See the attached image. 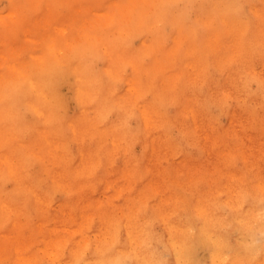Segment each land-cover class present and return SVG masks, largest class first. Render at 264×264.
Here are the masks:
<instances>
[{"label":"rangeland","instance_id":"obj_1","mask_svg":"<svg viewBox=\"0 0 264 264\" xmlns=\"http://www.w3.org/2000/svg\"><path fill=\"white\" fill-rule=\"evenodd\" d=\"M115 1L0 0V40H2L0 52L3 49H12L18 58L21 57L28 64L41 62L42 60L35 56L43 54L42 47L34 46L28 40L29 37L31 39L37 37L41 40L51 37L53 34L50 35L46 28L55 25L53 19H62L59 29L64 30L63 33L70 34L66 41V49L69 52L72 48L71 44L85 42L83 29L87 26L93 27L95 21L106 20L105 11L115 17L117 14L121 15L125 24H130L138 15L156 16L158 7L161 6L159 25L162 43L159 46L163 56L159 67L164 66L172 77L162 78L170 93L165 94L160 91L163 94L157 100L159 105L153 110L151 120L155 121V126L157 115L161 118L154 133L161 134L163 139L166 138L167 146L165 144L148 146L138 139L129 150H126V156L131 161L127 173L132 182L123 177L122 164L126 156L114 152L111 155L112 161H109L105 156L107 147H104L96 163L91 165L89 161L90 167L82 170V173L77 172L81 173L80 175L70 169L68 182L64 179L59 184H52L47 173L41 174V161L37 152L39 149L30 151L27 148V152L22 153L29 160L27 168L29 176L44 193L48 203L51 218L48 229H52L48 233L55 234L57 238L73 239L81 236L80 233L74 234L75 229L85 228V241L104 237L107 233L108 236L120 235L122 240L128 242L123 227V210L112 209L104 203L108 200L110 192L117 196L119 195L117 191H120L122 204L128 197V201L136 205L138 213L140 211V223L146 227L150 217L158 215L155 205L161 206L165 213L180 212L185 210L187 207L185 203L197 190H200L205 197L213 198L227 191L226 188H233V183L238 188L246 183L255 186L264 183V18H257L255 10L257 7H262L261 1L117 0L119 4ZM163 9L165 13L162 12ZM223 19L226 21L223 22ZM174 20L178 21L181 40L190 57L187 60L189 65L181 67L180 71L176 70L185 61L184 54L167 50L173 46L177 28ZM6 27H11L12 29H9L11 31L6 32ZM70 27L79 28L72 31ZM105 28L102 27L99 32H103ZM257 30L259 32L256 36L254 32ZM127 32L129 34L130 30ZM126 41H129L130 47L134 50L141 47L143 38L137 32H132ZM154 56L157 55L151 52L144 54L141 57L142 65L149 66ZM218 58L220 59L217 61ZM246 63L253 64V70L249 71L245 66ZM96 66L99 69L104 68V62L97 60ZM13 68L14 64L7 68L0 57V82L7 77L8 69ZM229 70L233 73L227 78L226 71ZM130 72L131 68L125 66V75ZM160 72H153L157 81H160ZM201 75L206 80L201 78ZM64 76L57 92L61 104V116L67 121L78 114L79 104L74 95V85H71L74 81L73 75L65 73ZM208 82H213L214 88L220 89L219 92L212 93V86L210 88ZM227 89L233 93L228 94ZM127 90V79L123 77L118 83V92L123 94ZM133 93L134 91L131 90V94ZM184 95L190 97L186 103H182L181 98ZM147 96L154 99L152 92H147ZM188 102L194 104V113L190 107L188 108ZM185 104L187 106L183 111ZM20 112L23 114L22 124L25 126L21 132L22 143H30L32 133L27 125L33 122L31 109L23 105ZM102 113L104 111L96 115L92 113L91 118L103 125L102 120L109 122L110 118L117 115L115 110L104 115ZM126 122L131 130H140L141 126L143 128L141 111L134 106ZM142 132L145 133L144 128ZM92 141L88 139L87 143ZM3 146L10 147L9 141L6 140ZM58 149L61 148L53 147L52 151ZM46 150L44 147L43 152ZM67 152L73 155H69L73 158V163L78 164L81 152L75 141H68ZM134 159L138 160L133 162ZM53 164L50 163L49 166L53 168ZM109 173H113L112 180L116 181L107 187L104 184V177ZM11 177L10 174L0 177V185L6 192L14 189ZM70 187L76 195L72 194ZM83 192L87 196L86 199H90L92 195L104 205V208L96 204L90 209L86 207L89 213L95 215L94 217L81 214L80 205L86 201ZM29 196H24L20 200L24 208L21 219L23 222L27 221L31 227H35L33 224L36 225L40 220V205L38 206L36 200ZM260 206L264 212V200ZM100 212L106 214L107 223H99ZM153 217L155 220L153 232L158 237L163 234L164 228L160 217ZM54 218H59L62 223L65 222L61 225H67L68 228L62 226L56 228ZM196 219L195 217V222ZM10 227L11 221L3 222L0 225V234L8 230L13 234ZM22 227L19 235L28 244V251L35 261L53 264L54 256L50 254L55 247L44 245L36 228H31L29 225ZM33 229L37 231L35 238ZM258 232L259 234H256L257 231L253 233L254 242H252L262 245L264 232L263 234L260 230ZM230 234V239L235 243L236 232L232 231ZM155 242L156 249L164 255L163 241ZM64 247L66 248H63L61 255L67 256L70 252L67 246ZM211 251L210 246L198 242L194 251L197 262L212 264ZM0 264H10L8 255L3 252H0Z\"/></svg>","mask_w":264,"mask_h":264},{"label":"bare ground","instance_id":"obj_2","mask_svg":"<svg viewBox=\"0 0 264 264\" xmlns=\"http://www.w3.org/2000/svg\"><path fill=\"white\" fill-rule=\"evenodd\" d=\"M260 1L262 7H257L255 10L257 18L262 19L264 0ZM115 3L119 4L117 0ZM160 7L156 16L138 15L130 24H125L121 15L117 14L115 17L105 11L106 20L95 21L93 27L87 26L83 29L85 42L71 44L72 48L69 52L66 49V41L70 34L63 33L64 30L59 29L62 19H53L55 25L46 28L50 35L53 34L51 37L44 40L37 37L28 39L34 46L42 47L43 54L35 56L42 60L38 63L24 62L12 49H7L8 51L3 49L0 52V57L7 68L14 64V68L8 69L7 77L0 82V177L10 174L14 184L11 192L4 191L0 185V225L5 221H11L10 229L13 233L8 230L0 234V252L8 255L10 264H43L35 261L28 251V244L19 235L22 225L31 227L27 221L23 222L21 219L24 208L20 200L29 195L36 200L38 206L40 205V220L36 225L33 224L35 227H32L37 229L44 245L55 247L50 254L54 256L53 264H199L194 254L198 242H204L212 248V264H264V244L253 243V233L257 231L256 234H259L258 230L264 232V212L260 206L264 200L262 182L257 186L250 183L241 184V188L234 186L233 183V188L228 187L227 191L213 198L205 197L200 190H197L185 203L187 206L185 210L180 212L165 213L161 206L155 205L158 215L153 216L160 217L164 228L163 234L158 237L153 232L154 217L151 216L146 227L143 226L136 205H132L128 197H125L123 204L121 203L120 191H117L119 192L117 196L110 192L108 200L104 203L112 209L123 210V227L128 242L122 240L120 235L108 236L107 233L104 237L85 241V228L75 229L74 234L80 233L81 236L73 239L57 238L55 234L48 233L52 230L48 229L51 219L49 207L44 193L28 174L29 160L22 154L27 152V148L30 151L39 149L37 152L41 161V174L47 173L52 184H59L64 179L68 182L70 169L82 173V170L90 167L89 161L91 165L96 163L104 147L108 148L105 156L112 161L111 155L114 152L126 156V150H129L138 139L148 146L165 144L166 138L163 139L161 134L154 133L161 118L157 115L155 126V121L151 120L153 110L159 105L157 100L163 94L160 91L165 94L170 93L162 78L172 77L164 66L159 67L163 56L159 46L162 43L159 25ZM162 12L165 13V10L163 9ZM174 21L177 28L173 46L167 50L184 54L185 61L176 70L180 71L181 67L189 65L187 60L190 57L189 52L184 49L178 21ZM225 21L226 19H223V22ZM102 27L106 28L103 32H99ZM70 28L76 31L79 27ZM9 29L12 28L6 27V32L11 31ZM128 30H130L129 34L137 32L142 36L143 42L140 48L133 50L130 47L129 41H126ZM258 32V30L254 32L256 36ZM150 52L157 56H154L149 66L142 65L141 57ZM97 60L104 62V68L99 69L96 66ZM197 63L198 61L196 66ZM125 66L131 68L128 75L124 73ZM245 66L249 71L253 70V64L246 63ZM154 71H161L160 81H157ZM65 73L73 75L74 81L71 85H74V95L79 104L78 114L67 121L61 116V104L57 92ZM232 73V70L226 71V77L228 78ZM123 77L127 79L128 90L122 94L118 92V83ZM208 83L210 88L212 86V93L219 92L220 89L214 88L213 82ZM131 90L134 91L133 94ZM147 92H152L154 99L148 98ZM227 92L233 93L230 89H227ZM181 99L182 103H186L190 97L184 95ZM188 104V108L190 107L194 113V104L191 102ZM23 105L31 109L33 118L32 124L27 125L32 133L30 140L32 142L26 144L22 143L21 136L25 127L22 124L23 114L20 112ZM134 106L141 111L145 133L142 132V126L140 130H131L127 126V117ZM186 106L187 104L183 105V111ZM113 110L117 115L110 118L109 122L102 120L103 125L91 118L92 113L96 115L104 111L102 113L104 115ZM88 139L93 141L87 143ZM6 140L9 141L10 147L3 146ZM69 140L75 141L81 152L78 164L73 163V158L70 157L73 155L67 152ZM44 147L47 149L46 152H43ZM53 147L61 149L53 152ZM124 159L123 177L132 182L127 173L131 161L127 156ZM136 160L134 159L133 162ZM50 163H54L53 168L49 166ZM113 178V173H109L104 177V184L110 187L116 181L112 180ZM71 192L76 195L72 188ZM84 193L82 195L86 199ZM93 204L104 208L102 202L91 195L90 199H86L85 203L80 205L82 216H95L92 212L89 213L91 206H96ZM98 215L99 223L108 222L104 212ZM195 217L197 222L194 220ZM54 221L56 228L65 223L59 218H54ZM110 224L112 227L111 222ZM62 227L68 228L67 225ZM37 231L33 229L34 238ZM232 231L237 235L235 243L230 239ZM156 240L163 241L164 255L156 249ZM64 246H67L70 252L67 256L63 253L61 255L63 248H66Z\"/></svg>","mask_w":264,"mask_h":264}]
</instances>
